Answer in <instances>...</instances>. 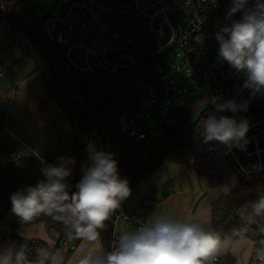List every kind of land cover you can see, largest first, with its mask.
<instances>
[{"label":"clouds","instance_id":"1","mask_svg":"<svg viewBox=\"0 0 264 264\" xmlns=\"http://www.w3.org/2000/svg\"><path fill=\"white\" fill-rule=\"evenodd\" d=\"M238 12L243 13L239 20L221 26L216 33L218 57L240 74L242 84L237 91L248 90L249 99L209 98L214 111H207L200 120L198 133L205 143L217 141L229 149L246 150L249 124L237 116L248 110L251 99L264 96V0H256L252 7L249 0H231L227 18L231 20ZM39 159L44 179L10 196L11 211L19 218L22 234L37 231V222L46 217L63 224L69 238L94 244L132 194L130 181L121 177L113 154L90 152L91 164L82 169V178L71 194L66 178L72 175L69 165L75 164V157H59L55 164ZM240 218L244 226L236 235H243L252 225L264 234V196L245 205ZM137 224L135 230L121 234L110 249L93 248L76 257L73 264H206L210 256L230 244L204 221L179 219L167 211L153 212ZM30 251L25 245L8 244L0 250V264H63L59 250L37 247L31 261ZM255 257L264 264V247L256 250Z\"/></svg>","mask_w":264,"mask_h":264},{"label":"built area","instance_id":"2","mask_svg":"<svg viewBox=\"0 0 264 264\" xmlns=\"http://www.w3.org/2000/svg\"><path fill=\"white\" fill-rule=\"evenodd\" d=\"M110 0H59L56 10L44 16L41 21V28L44 30L53 48L51 63L61 69V58H65L68 64L77 72L90 75L91 77L101 76L102 66L108 71L107 79L104 81H93L97 88L81 94L77 90V83L65 77V82L70 91L85 107L101 108L106 104L107 99L116 86L120 73L141 66L148 65L156 70V76L161 75L164 79V92L167 96L164 103H172L171 97L175 90L178 95L187 93L186 88L177 89L180 81L177 75L172 74V67L169 74L165 75L161 69L165 57L173 51L182 50L184 59L192 69L191 78L209 85L213 90V96H220L224 99H235L237 102L249 99L248 90L238 93L237 86L242 84L240 74L218 57L219 44L216 40V33L221 26L231 24L232 20H239L243 13L238 12L234 17L227 18L231 6V0H131L135 10L139 13L145 26L138 29L132 24H125L120 29L108 27L103 29L102 20L108 13L114 12L115 5ZM256 0H249V7L254 6ZM3 9V6H1ZM91 27L98 30L88 44L78 41V38L91 36ZM11 74L10 69L0 63V76ZM143 85V82H138ZM108 88L106 92L105 89ZM157 84L150 87L156 91ZM153 98L148 99L151 106L161 105ZM212 96V97H213ZM149 98L145 94L141 98ZM173 105V103H172ZM148 107V106H146ZM145 107V108H146ZM207 111H214L209 107L201 114L194 126L195 132H199V122L206 115ZM132 111L124 112L119 119L121 133L124 134L132 145H138L150 135V130H144L143 125L138 123L142 117L143 110L132 116ZM232 115V113H225ZM149 116V114H148ZM162 117L166 120V126L170 127L178 121L176 113L165 108ZM245 118L249 124L246 133L248 144L246 150L233 147L229 149L226 145L217 141L198 143L190 152L192 156L191 167L198 164H205L210 160L217 163H224L232 168L241 181L251 182L254 177H264V96L251 99L248 110L237 116ZM188 137L190 134H183ZM92 139L98 145L102 143L101 134L97 129L92 133ZM40 157L37 156L40 163ZM20 160V155H15ZM43 160L47 161L45 157ZM114 159L117 156L113 157ZM41 165V163H40ZM259 165L257 170L254 166ZM245 207L240 210L243 213ZM235 212L228 213L229 218ZM216 219L219 211L215 209ZM140 219L127 212L123 206L108 221L112 224L111 247L120 236L118 227L120 222H126L138 226ZM241 221L242 227L244 221ZM19 223L7 228L4 232L5 240L9 244L17 246L25 245L30 249V256H34L35 248L48 245L41 240H23L16 232ZM249 232V229L246 233ZM71 239L67 236L61 237L58 247L65 253L70 252ZM50 250V249H49ZM252 261L260 262L255 255ZM219 258L214 257L206 264L219 263Z\"/></svg>","mask_w":264,"mask_h":264},{"label":"trees","instance_id":"3","mask_svg":"<svg viewBox=\"0 0 264 264\" xmlns=\"http://www.w3.org/2000/svg\"><path fill=\"white\" fill-rule=\"evenodd\" d=\"M23 1L0 0V13L4 25L9 26L15 36V44L29 53L31 51L30 45L37 47L39 45L37 38L30 32L22 16L20 5ZM1 6H3V9ZM1 27L2 24H0ZM50 57L53 58L54 56L51 55ZM55 74L56 86L52 96L57 99L62 114L69 119L75 141L72 148L51 153L45 158L48 163L55 164L58 163L59 157H75V164L69 165L72 168V175L66 178L70 194L76 191V184H73V181L77 172L81 179L82 169L85 163L89 161L85 148L93 141L92 133L94 129H97L101 136L106 133L113 137L119 153L115 159L118 162V171L122 178L129 179L131 189H134L140 180L153 173L168 159H177L184 162L198 175L207 178L212 188L218 187L223 182V174L228 169V166L222 162L217 163L215 160H210L205 164L197 163L194 167L190 166L192 162L190 152L198 143L204 140L199 133L195 132V128H193L190 136L186 137L183 135L186 132L190 118V112L188 111L176 113L179 118L178 121L170 127L165 126L162 132L163 142L160 144V148L148 157L143 156V149L150 135L134 146L121 133L119 119L124 112L132 111L134 95L142 90L143 85L150 88L157 84L156 70L154 68L145 65L122 71L106 104L101 108L94 106L87 108L75 95L71 97L72 92L66 89L67 87L63 82L65 79L64 71L56 70ZM140 81L143 82V85L137 84ZM76 87L81 94H84L86 91L95 90L97 85L93 81H88L77 84ZM105 91L107 92L108 88ZM5 125L6 114L0 113V138ZM101 147L102 143L98 145V151H102ZM40 167L38 159L35 158L16 160L13 149L0 141V250L9 244L4 237L5 230L20 223L19 218L11 211L10 196L29 185L35 186L37 183L35 174ZM261 182H264V177H254L251 182L241 181L235 190L228 195L220 197L215 203V209L219 211V217L214 221L212 228L221 234V239L241 236L235 234L242 228L241 213L239 211L249 202L259 198L258 186ZM230 211L235 212L232 218L228 216ZM55 227L61 233L67 230L59 222L53 226V228ZM112 230V224L107 222L106 229L101 233L105 250L111 248ZM251 230L257 232L259 237L264 238V234L259 233L255 225L251 226ZM34 259L35 257L29 255L30 261Z\"/></svg>","mask_w":264,"mask_h":264},{"label":"crops","instance_id":"4","mask_svg":"<svg viewBox=\"0 0 264 264\" xmlns=\"http://www.w3.org/2000/svg\"><path fill=\"white\" fill-rule=\"evenodd\" d=\"M47 57V65L52 70L56 86L55 72L58 69L51 63L52 58L48 53ZM24 59H32L35 67L28 65L24 68L23 63L20 62ZM0 63H4L11 71V74L0 77L10 78L16 89L11 92L12 98L8 100L9 104L7 101H0V113L6 114L1 143L13 149L15 155L27 159H37L38 155L46 157L51 153L72 148L75 141L72 125L62 114L57 99L52 96L55 87L50 89L44 78L39 79L42 72L32 50L29 53L25 52L15 44L13 32L1 28ZM34 88H37V93ZM4 93L8 94L7 91ZM7 106L8 110H4ZM90 164L91 162L87 161L84 168L89 167ZM240 182L237 175L231 181L223 177V182L218 187L212 188L207 178L198 175L184 162L168 159L157 170L137 183L132 189L131 196L122 206L141 221L149 218L153 212L167 211L179 219H197L212 227L216 220L215 203L220 197L235 190ZM37 223L38 230L31 234H22L23 229L19 223L16 229L17 235L23 240H41L49 249L51 244H55L53 251L61 250L58 247L59 240L64 236L69 237V230L61 233L57 227L53 228L58 222L46 217H42ZM135 228V225L120 222L118 233L121 235ZM51 233L57 237L54 238ZM70 239L69 256L63 260V264H73L76 257L93 248L105 250L102 237L94 244L83 239ZM225 239L230 242L229 247L210 256L208 261L218 257L219 263L224 264H256L252 261V257L257 249L264 247L262 243L264 238L259 237L251 227L247 234Z\"/></svg>","mask_w":264,"mask_h":264},{"label":"rangeland","instance_id":"5","mask_svg":"<svg viewBox=\"0 0 264 264\" xmlns=\"http://www.w3.org/2000/svg\"><path fill=\"white\" fill-rule=\"evenodd\" d=\"M58 3L59 0H24L20 5L21 13L25 22L27 23L28 29L38 40L37 43L39 47L35 45H30V48L33 52L34 59L42 72L41 77H39V79L42 80V78H44L50 89H53L55 87V83L52 70L47 65V52L49 56L53 55V48L44 30L41 28V21L44 16L51 14L56 10ZM114 8V12L108 13L104 16V19L102 20L103 29H107L108 27L112 26L120 29V31L122 32V27L125 24H128V26L132 24L140 30L144 28L145 24L142 21L139 13L135 10V6L133 3H118L115 5ZM0 24H2L1 30L6 29V31H9L11 33V28L7 25H4L1 13ZM97 30L98 29L96 27H91V36L85 38H78V41L84 44H88L92 40L93 35ZM38 48L41 50L40 52ZM20 62L23 63L24 68L28 67V65H30L31 67H35V63L32 59H24ZM60 63L61 69L64 71L65 77L76 82L77 84L96 80L104 81L107 79L108 76V71L104 66H102L101 76L91 77L90 75L82 74L74 70L68 64L65 58H61ZM172 66L173 77L174 75H177V79L180 81V83L177 85V89H187V93H185L184 95H178L177 90L174 91L171 97L173 105L172 103L163 102V99H166L167 96L164 92V79L161 75L157 76V88L155 89L156 91L153 92L152 89L147 88L145 85H143L141 88L142 90L134 95L131 114L132 116H134L138 114L142 109V117L138 120V123H140V125L144 124V130H150V136L146 141L145 147L143 149L144 157H148L149 155H152L156 151H158V149L160 148V144L163 142L162 132L166 126V120L162 117V111L165 108H168L169 110L172 109L173 113H180L183 111L190 112L188 127L186 128L185 132L189 135L192 133L193 128L198 122V119L201 114L209 107L210 104H208V99L213 96V90L209 85L202 82L193 81V79L191 78V66L188 62L185 61L184 52L182 50H176L168 54L163 61L161 69H163L164 74L167 75L169 74V68ZM63 82L67 88L64 85L63 87H65L69 91L70 89L68 88L65 80ZM13 89H15V84L10 78L0 77L1 102L7 101V104H9L8 100H11L12 98L11 92L14 91ZM33 90L37 93V88H34ZM4 91H7L8 94H5ZM154 93L156 94L155 100L161 105V107H153L151 106V103H148V99L153 98L152 94ZM143 94H145L149 98H141ZM73 95L74 94L71 93V97H73ZM4 108V110H8V106ZM101 137L102 151L112 153L113 157L118 156L119 153L117 145L113 137L106 133L103 134ZM92 151H98V144L94 141H91L85 148V153L88 156ZM40 168L35 174L37 182L44 179L41 174ZM233 171L234 170H232L231 168H228L224 172L223 177L226 178V180L231 181L236 176ZM258 193L259 197L264 196V182H261L259 184ZM51 234L54 238L57 237L54 233ZM54 248L55 244H51L50 249L53 251ZM59 251L63 256V260H66L69 254H64L61 250Z\"/></svg>","mask_w":264,"mask_h":264},{"label":"water","instance_id":"6","mask_svg":"<svg viewBox=\"0 0 264 264\" xmlns=\"http://www.w3.org/2000/svg\"><path fill=\"white\" fill-rule=\"evenodd\" d=\"M112 4H118V3H130L131 0H110L109 1ZM80 180L79 173L77 172L76 178L73 181V184H77Z\"/></svg>","mask_w":264,"mask_h":264}]
</instances>
